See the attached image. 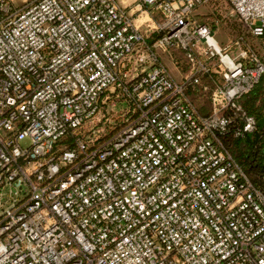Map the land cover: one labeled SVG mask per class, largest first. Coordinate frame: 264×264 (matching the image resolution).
Wrapping results in <instances>:
<instances>
[{
    "label": "built area",
    "instance_id": "built-area-1",
    "mask_svg": "<svg viewBox=\"0 0 264 264\" xmlns=\"http://www.w3.org/2000/svg\"><path fill=\"white\" fill-rule=\"evenodd\" d=\"M210 1L0 0V264H264V187L226 146L258 129L264 0H225L250 36L225 46Z\"/></svg>",
    "mask_w": 264,
    "mask_h": 264
},
{
    "label": "trees",
    "instance_id": "trees-1",
    "mask_svg": "<svg viewBox=\"0 0 264 264\" xmlns=\"http://www.w3.org/2000/svg\"><path fill=\"white\" fill-rule=\"evenodd\" d=\"M240 105L257 119L258 129L245 137H227L226 146L250 179L264 187V75L256 88L240 100Z\"/></svg>",
    "mask_w": 264,
    "mask_h": 264
},
{
    "label": "crops",
    "instance_id": "crops-1",
    "mask_svg": "<svg viewBox=\"0 0 264 264\" xmlns=\"http://www.w3.org/2000/svg\"><path fill=\"white\" fill-rule=\"evenodd\" d=\"M224 1L225 0H211L209 4L204 5V6H200L196 10V20L198 22H200V23L209 25L212 29H214L215 32L217 31V24H220V23L222 24L223 23L220 26L221 27L223 26L222 28H226L227 29L226 32L229 34V38L230 37L234 38L233 37L234 36L233 35L234 32L231 31L232 30V27H231L232 25L229 24L230 25L229 26L225 19H221V18H223L224 15H226L227 17L235 18L231 14V10L228 11L227 8L226 9L224 8V5L222 4V3H224ZM120 2H122L125 7H129L128 10L131 9V13L132 14H136V11L138 10V8L136 6L137 5V0H120ZM202 10H204V11L202 12ZM216 14L219 16V17H217L218 20L215 19ZM137 23L142 24V21L140 19H138ZM227 42H228V40L226 42H222V43L219 42V43L222 46H225L227 44ZM176 55L178 56L177 58H178V61H179L178 62V64H179L178 67L170 64V62H167V63H168L169 68H173L174 69L172 74L175 76V78L180 80L182 75L186 71L185 70L186 69V65L184 64V60L182 59V57H180L179 54H176ZM205 84L213 87L214 81H211L210 79H208L207 81H205ZM199 91L200 90L196 91V93H192L191 99H192L196 109L199 111L200 114L208 115L211 112L210 102H209L208 98H203V96L201 94H199L200 93Z\"/></svg>",
    "mask_w": 264,
    "mask_h": 264
},
{
    "label": "rangeland",
    "instance_id": "rangeland-1",
    "mask_svg": "<svg viewBox=\"0 0 264 264\" xmlns=\"http://www.w3.org/2000/svg\"><path fill=\"white\" fill-rule=\"evenodd\" d=\"M22 1H24V0H16V4H21V3H23ZM222 3V2H221ZM220 3V4H221ZM223 5H224V8L226 9H228V11L229 10H231V7L228 5V3L227 2H225L224 1V3H222ZM201 11V10H200ZM204 10H202V12H203ZM217 17H219L217 14H216V16H215V19H217L218 20V18ZM221 19H225L226 21H227V23H228V25L229 24H231L232 26V32H234V36L233 37H240V36H242V37H245V38H249L250 36L246 33V31L243 29V27H242V25H241V23L239 22V20H238V18H233V17H227L226 15H224L223 16V18H221ZM230 19V20H229ZM233 20V21H232ZM231 22V23H230ZM223 24V23H222ZM221 23L220 24H217V31H216V34H215V38H216V40L217 41H219L220 43H222V42H226L227 40L228 41H230L231 39H233L232 37H230L229 38V34L226 32V28H222L220 25H222ZM230 26V25H229ZM251 42H253V44H255V45H257L258 44V42L256 41V40H253V41H251ZM171 69V72H173L174 71V69L173 68H170ZM124 107H125V103L124 102H122L121 104H119L117 107H116V109H124ZM26 144H24V146H25ZM6 207V206H5Z\"/></svg>",
    "mask_w": 264,
    "mask_h": 264
}]
</instances>
